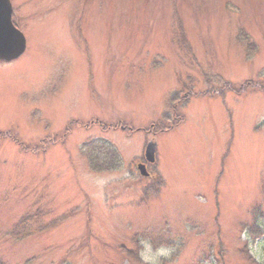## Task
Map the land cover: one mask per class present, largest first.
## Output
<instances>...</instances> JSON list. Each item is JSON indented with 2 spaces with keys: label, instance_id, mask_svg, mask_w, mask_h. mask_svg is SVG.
Wrapping results in <instances>:
<instances>
[{
  "label": "rangeland",
  "instance_id": "rangeland-1",
  "mask_svg": "<svg viewBox=\"0 0 264 264\" xmlns=\"http://www.w3.org/2000/svg\"><path fill=\"white\" fill-rule=\"evenodd\" d=\"M10 4L27 51L0 62V264H264V93L224 88L264 82V0ZM92 139L116 169L92 170Z\"/></svg>",
  "mask_w": 264,
  "mask_h": 264
},
{
  "label": "trees",
  "instance_id": "trees-1",
  "mask_svg": "<svg viewBox=\"0 0 264 264\" xmlns=\"http://www.w3.org/2000/svg\"><path fill=\"white\" fill-rule=\"evenodd\" d=\"M241 35L238 37V39L240 40V42H242V44H246L245 46V50H247V54L249 56V54H252L256 49L255 46L246 38V35L242 34V32H240ZM251 48V50L249 49ZM247 56V57H248ZM224 88L225 90H230L231 92H233L234 94H236L237 96L241 95L243 92L246 91H251V92H257V93H264V82H253V81H249V82H244V85H242L241 87H239V89H235L234 87H232L231 84H224ZM85 148L87 146H90V149L88 147V158H89V166H91L93 171H97V167L99 166L100 170H107V168L110 169H116L118 167V165L116 164V161L119 160V156L116 153V150L114 149V147L112 146V144L110 143H106L104 142L102 139H92L90 141H88L87 143H85ZM37 148H34L33 150H36ZM28 151V150H27ZM109 151V152H108ZM108 155V161L107 163H105L103 161L104 159V155L105 153ZM37 153V152H34ZM96 164V166H95ZM254 216V222L252 223V226L249 228V233L252 237H254V239L259 238V237H263L264 235V228L260 224H258V221L261 219L257 218L258 215L260 214V209L259 207H257L252 213ZM263 219V218H262ZM264 220V219H263ZM27 219H25L24 221L20 222L19 224H17L14 229L7 234L6 236H9L10 238H16V239H24L25 237L28 236V233H26L25 231V223H27ZM248 234V233H247ZM249 236V234H248ZM250 260H252V258L248 257Z\"/></svg>",
  "mask_w": 264,
  "mask_h": 264
},
{
  "label": "water",
  "instance_id": "water-1",
  "mask_svg": "<svg viewBox=\"0 0 264 264\" xmlns=\"http://www.w3.org/2000/svg\"><path fill=\"white\" fill-rule=\"evenodd\" d=\"M12 7L9 0H0V60L12 61L21 56L26 48V41L21 32L13 27L11 19ZM156 143L150 142L144 150V160L147 164H154ZM141 177H149L146 165L137 167Z\"/></svg>",
  "mask_w": 264,
  "mask_h": 264
},
{
  "label": "clouds",
  "instance_id": "clouds-1",
  "mask_svg": "<svg viewBox=\"0 0 264 264\" xmlns=\"http://www.w3.org/2000/svg\"><path fill=\"white\" fill-rule=\"evenodd\" d=\"M145 248H146L147 250H149V251L151 250V246H150L149 244H147V243H145ZM164 255H166V250L163 249V248H161V249H157V250H156V253H155V255H154L153 257L145 256L144 258H145L146 260L151 259V260H153V262H155L156 260L159 259V257L164 256Z\"/></svg>",
  "mask_w": 264,
  "mask_h": 264
},
{
  "label": "flooded vegetation",
  "instance_id": "flooded-vegetation-1",
  "mask_svg": "<svg viewBox=\"0 0 264 264\" xmlns=\"http://www.w3.org/2000/svg\"><path fill=\"white\" fill-rule=\"evenodd\" d=\"M27 50V49H26ZM25 54V53H24ZM24 56V55H23ZM20 58V57H19ZM18 58V59H19ZM16 61H18V60H16ZM12 62H15V61H12ZM2 63H4V62H2ZM7 63H11V62H7ZM7 63H5V64H7ZM139 163H143V160H141ZM139 163H137V165L139 164Z\"/></svg>",
  "mask_w": 264,
  "mask_h": 264
}]
</instances>
